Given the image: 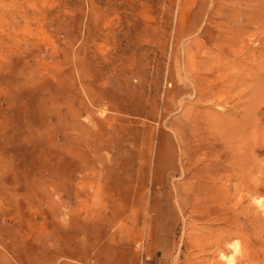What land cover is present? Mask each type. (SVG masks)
Returning <instances> with one entry per match:
<instances>
[{"label": "rangeland", "instance_id": "rangeland-1", "mask_svg": "<svg viewBox=\"0 0 264 264\" xmlns=\"http://www.w3.org/2000/svg\"><path fill=\"white\" fill-rule=\"evenodd\" d=\"M245 106L264 137V0H0V264H264L262 155L187 189Z\"/></svg>", "mask_w": 264, "mask_h": 264}, {"label": "bare ground", "instance_id": "bare-ground-1", "mask_svg": "<svg viewBox=\"0 0 264 264\" xmlns=\"http://www.w3.org/2000/svg\"><path fill=\"white\" fill-rule=\"evenodd\" d=\"M220 69L221 68H218V70ZM208 92L209 90H206V94H204L207 97L209 95ZM254 96H252L253 100L256 97ZM257 96H260V94H257ZM253 102L256 101H252V103ZM250 106L253 105L250 103ZM250 106H245L244 114L241 115L240 118L236 116L235 119L231 115L230 119H227V117L222 114H218L215 117H205V115L202 114L198 115L200 118H206L211 125H215L216 127V134L212 140L200 142L199 145H196L194 152H192L193 148H191L190 145L187 146L190 148V151L186 152L187 148L185 151V157L187 158V163H189V167L186 168V171L187 173H190V182L187 189L190 192H193L201 203L208 202L209 200L214 202L219 199L222 192L225 194L232 192L238 194L240 190H243L247 192V196H255L262 192L260 188L261 180H255V177H253V174L256 172L255 164L258 163V156L262 155L264 157V137L260 127L261 121L258 117L261 110H255L254 107L248 110V107L250 108ZM253 115L258 120V126L250 121L253 119ZM251 153H253V157H255L256 160L250 158ZM195 157H197V159ZM259 158L260 160L262 159L261 157ZM202 159L204 161L206 160V162L201 161ZM209 160H212V162ZM199 163H201V165ZM195 168H199V170H193ZM257 168L259 170V167ZM193 179H196L195 183L193 182ZM242 194L245 196V193ZM241 199L243 198L241 197ZM244 199L246 200L245 197ZM234 207L237 208V206ZM240 254H242V252ZM234 260L236 263V259ZM230 262H232V260H230Z\"/></svg>", "mask_w": 264, "mask_h": 264}]
</instances>
